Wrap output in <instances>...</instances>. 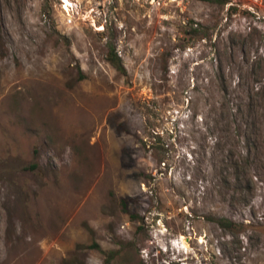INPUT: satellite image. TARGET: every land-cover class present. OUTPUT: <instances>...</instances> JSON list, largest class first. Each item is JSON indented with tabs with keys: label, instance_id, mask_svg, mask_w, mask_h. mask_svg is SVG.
I'll use <instances>...</instances> for the list:
<instances>
[{
	"label": "rangeland",
	"instance_id": "374dc122",
	"mask_svg": "<svg viewBox=\"0 0 264 264\" xmlns=\"http://www.w3.org/2000/svg\"><path fill=\"white\" fill-rule=\"evenodd\" d=\"M165 2L0 0V264H264V0Z\"/></svg>",
	"mask_w": 264,
	"mask_h": 264
},
{
	"label": "trees",
	"instance_id": "16d2710c",
	"mask_svg": "<svg viewBox=\"0 0 264 264\" xmlns=\"http://www.w3.org/2000/svg\"><path fill=\"white\" fill-rule=\"evenodd\" d=\"M203 1H208V2H222L224 0H203ZM109 60L124 74H126V69L125 66L123 65L121 59L119 57H117V54H115L113 51H109L108 54ZM221 92L226 91V86L225 83H223V87H221L220 89ZM123 204L126 205V199H123ZM217 222L219 223V225L221 227H231V226H235V222L228 219V218H220L217 219Z\"/></svg>",
	"mask_w": 264,
	"mask_h": 264
},
{
	"label": "built area",
	"instance_id": "2783aa9c",
	"mask_svg": "<svg viewBox=\"0 0 264 264\" xmlns=\"http://www.w3.org/2000/svg\"><path fill=\"white\" fill-rule=\"evenodd\" d=\"M165 1H169V0H157V5L162 6L164 3H167ZM170 1H174V0H170Z\"/></svg>",
	"mask_w": 264,
	"mask_h": 264
},
{
	"label": "bare ground",
	"instance_id": "6f19581e",
	"mask_svg": "<svg viewBox=\"0 0 264 264\" xmlns=\"http://www.w3.org/2000/svg\"><path fill=\"white\" fill-rule=\"evenodd\" d=\"M68 2V1H67ZM68 6V5H67Z\"/></svg>",
	"mask_w": 264,
	"mask_h": 264
}]
</instances>
